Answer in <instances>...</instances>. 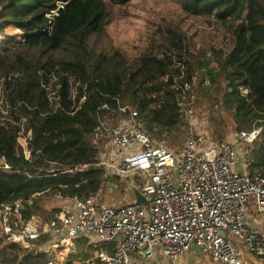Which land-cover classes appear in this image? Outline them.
Instances as JSON below:
<instances>
[{"label":"trees","instance_id":"obj_1","mask_svg":"<svg viewBox=\"0 0 264 264\" xmlns=\"http://www.w3.org/2000/svg\"><path fill=\"white\" fill-rule=\"evenodd\" d=\"M132 1L0 0V90L9 107L0 125V206L37 195L91 197L110 181L119 183L124 178L105 177L100 165L99 143L105 139L97 144L95 138L101 122L128 118L130 112L121 109L132 107L147 131L172 134L187 122L177 104L176 80L191 79L212 58L219 70L208 76L232 111L237 132L263 126L246 165L251 176L264 179V0H172L181 6L178 22L157 29L146 50L129 55L105 36L109 5ZM212 22L230 24L228 43L220 44L215 29L201 26ZM156 93L163 95L153 108ZM23 121L32 131L29 159L18 149ZM32 213L28 209L24 218ZM43 241L25 248L0 236V264H48V254L33 255ZM85 243L79 240L78 255L87 260L98 249Z\"/></svg>","mask_w":264,"mask_h":264},{"label":"built area","instance_id":"obj_2","mask_svg":"<svg viewBox=\"0 0 264 264\" xmlns=\"http://www.w3.org/2000/svg\"><path fill=\"white\" fill-rule=\"evenodd\" d=\"M56 15L54 10L47 16L50 24ZM181 79L174 84L177 104L192 124L199 78ZM1 96L0 90V125L9 111ZM121 110L130 112L128 120L101 122L96 131L97 144L108 137V149L100 148L98 158L107 178L138 176L136 188L144 202L104 204L98 196L65 198L58 193L54 198L65 206L45 217L36 211L40 195L20 199L0 206V236L25 248L44 240L33 255L48 254V264L80 260L77 241L82 238L98 250L79 264H179L191 255H207L214 264H246L241 244L256 260H264V179L251 176L246 165L248 149L263 126L242 130L233 140L198 132L174 152L152 139L137 122L138 112ZM24 122L18 149L29 159L32 131L25 130ZM28 209L33 213L26 219Z\"/></svg>","mask_w":264,"mask_h":264},{"label":"rangeland","instance_id":"obj_3","mask_svg":"<svg viewBox=\"0 0 264 264\" xmlns=\"http://www.w3.org/2000/svg\"><path fill=\"white\" fill-rule=\"evenodd\" d=\"M61 6H63L62 3ZM108 8L109 23L107 26L108 32L105 38L109 39L110 36L108 43L110 44L112 41L115 47L129 55H134L139 51L146 50L150 41L149 39H151L150 35L159 28L165 29L167 25L177 23L181 12V6L172 0H134L124 6L109 5ZM229 25V23H226V25L219 23L217 25V23L212 22V25L204 23V25L201 26L202 28H211L210 30L215 29L216 34L220 37V39H218L219 43L226 44L229 42L231 34L228 30ZM11 29L12 28L8 29L7 32L10 36L15 34V31H11ZM16 33L18 32L16 31ZM0 38H2L1 33ZM18 42L19 39H16L12 44H10V47L17 45ZM210 55L211 54H208L206 58V61L208 62L210 60ZM209 70H219V67L216 65L213 58L209 62L208 67H200L193 75H198L199 81L195 87L197 97L196 109L198 113L192 124L190 121L184 122L185 124L174 130L172 134L166 132L161 135L158 131H154V133L147 131L145 124L137 120V122L154 141L164 143L174 152H180L183 149L188 137L198 132L209 133L211 137L219 140L234 139L235 135L238 133L236 130L237 125L235 123L234 115L232 111L225 109L223 106V95H219L215 90V87L212 85L210 77L208 76ZM202 76H205L204 80L208 81L209 84L206 85L204 83L205 81L203 82ZM168 79L169 78L167 76L163 81L167 82ZM210 83L211 86H208ZM162 95V93H156L151 96V100L156 101L162 97ZM159 105L160 102L156 101L153 104V108H157ZM130 110L137 112L132 107ZM128 119L129 117H121L120 120ZM120 120H115V124ZM106 122L112 124L110 121ZM101 140H99V142ZM107 143L108 137L105 138V143H99L100 148L105 149L106 151L108 149L106 148L108 147ZM140 182L141 180L138 176H135V178H124L120 180L119 183L110 181V185H106V189H104L103 192L101 191L100 194L96 196H98L100 202L104 204L120 205L134 202L135 195L131 194L132 188L139 187ZM113 189H115V191ZM35 203L36 211L45 217H48L55 209L57 210L59 207L63 208L65 206L56 200L54 196H38ZM203 257L208 260L207 262L209 264H213L207 255H203ZM201 258V256H195L193 257V260L189 261L188 258L185 262L186 264H206ZM182 264H184V262H182Z\"/></svg>","mask_w":264,"mask_h":264},{"label":"water","instance_id":"obj_4","mask_svg":"<svg viewBox=\"0 0 264 264\" xmlns=\"http://www.w3.org/2000/svg\"><path fill=\"white\" fill-rule=\"evenodd\" d=\"M132 191L135 195L136 203L142 204L144 202V196L142 195V193L136 187H133ZM241 248H242L243 258H244L246 264H263V263L257 261L251 255H249L243 244H241Z\"/></svg>","mask_w":264,"mask_h":264},{"label":"crops","instance_id":"obj_5","mask_svg":"<svg viewBox=\"0 0 264 264\" xmlns=\"http://www.w3.org/2000/svg\"><path fill=\"white\" fill-rule=\"evenodd\" d=\"M133 194H134V193H133ZM135 201H136V200H135ZM135 201H134V202H135ZM250 215H251V216L257 221V218L259 217V215H257V214L254 213V209H253V208L250 210ZM259 222H260V221H258V223H259ZM82 239L85 240V242H86L85 244L88 245V244H87V240L84 239V238H82ZM80 240H81V239H80ZM78 247H79V240L77 241V250H78V253H79L80 251H79V248H78ZM195 254H196V253H195ZM195 256H201V255H191V256L188 257L189 259H188V258H187V259H188L189 261H190V260H193V257H195ZM201 257H202L201 259L204 260V261H203L204 263L209 264V263L207 262L208 260L204 259L203 256H201ZM78 258L81 260V257H80V256H79ZM187 259H186V260H187ZM68 260H69V259H68ZM68 260H65L63 264H79L78 261H80V260H78V259H77L76 261L73 260V259H72V260L70 259L69 261H68ZM209 260H210V259H209ZM257 261L263 263V260H262V261H261V260H257ZM183 262H184V264H186L185 261H183ZM179 264H182V262L179 263ZM213 264H214V263H213Z\"/></svg>","mask_w":264,"mask_h":264}]
</instances>
